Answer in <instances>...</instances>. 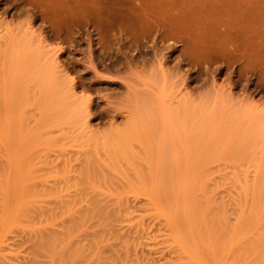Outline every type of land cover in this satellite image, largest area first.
Listing matches in <instances>:
<instances>
[{
	"label": "rangeland",
	"instance_id": "rangeland-1",
	"mask_svg": "<svg viewBox=\"0 0 264 264\" xmlns=\"http://www.w3.org/2000/svg\"><path fill=\"white\" fill-rule=\"evenodd\" d=\"M140 1L183 14L157 22L136 10L130 29L115 12L98 23L86 10L81 26L52 33L17 0H0V33L9 25L24 38L30 21L41 41L0 46V264L31 262L35 238L66 231L65 204L80 198L83 210L86 194L106 219H89L66 243L88 255L97 237L103 264H243L264 231V0ZM36 47L44 60L34 65ZM48 79L66 97L62 112ZM160 93L180 114L173 131H186L168 151L138 108L149 97L158 118Z\"/></svg>",
	"mask_w": 264,
	"mask_h": 264
},
{
	"label": "bare ground",
	"instance_id": "bare-ground-1",
	"mask_svg": "<svg viewBox=\"0 0 264 264\" xmlns=\"http://www.w3.org/2000/svg\"><path fill=\"white\" fill-rule=\"evenodd\" d=\"M21 5H23V6H26L27 8H28V11L30 10V11H33V12H35L36 14H37V18H39L40 19V21H41V24H44L45 25V27L46 28H48L52 33L55 31V32H57V31H61V30H59V29H61L64 25H66L67 26V24H72L73 22L72 21H74V23L73 24H75L76 26H81V25H77L79 22H80V19L82 18V17H84V13H85V11L87 10H90L91 11V15H95L93 18H95L96 20V22H101L102 23V20H104V19H102V15H104V13L105 12H108V13H113L114 14V12L115 13H117V14H114V16L116 17V15H118V23H120V24H122V25H124V24H126L130 29H133V28H131L132 27V22H133V19H134V12L137 10H139V12L140 13H142L143 14V17H144V20H146V18H147V16H150V18L153 20V19H155L154 21H160V20H162V21H164L163 19H162V15H163V18L165 17L164 16V14L166 15L167 14V11L165 10V12L166 13H161V8H160V6L162 5L161 3H163V2H161V3H159V4H161V5H159V7H158V4L155 6L156 7V9H157V11L156 10H154L153 11V9L152 8H155L154 6L151 8L152 9V11L150 10H147L146 8H149L148 6L147 7H145V5H144V7H142V4H141V1L140 0H17ZM158 1H160V0H158ZM157 1V2H158ZM163 1V0H162ZM205 1V0H204ZM207 1V0H206ZM223 1H225V0H223ZM222 1V2H223ZM230 1V0H229ZM14 2V1H13ZM152 2V1H151ZM227 2V1H226ZM16 3V2H15ZM18 3V5H20ZM147 3V2H146ZM148 3H150V2H148ZM215 3V2H214ZM220 3V2H219ZM231 3V2H230ZM151 4V3H150ZM149 4V5H150ZM153 4V3H152ZM155 4V3H154ZM222 4H224V3H222ZM226 4V3H225ZM237 4V3H236ZM17 5V6H18ZM168 5V4H167ZM228 5V4H227ZM171 6V5H170ZM212 6V5H211ZM221 6V5H220ZM151 7V6H150ZM187 7V6H186ZM213 7V6H212ZM167 8V7H166ZM171 8H173V5H172V7ZM170 8V9H171ZM179 8V7H178ZM183 8V7H182ZM185 8V7H184ZM183 8V9H184ZM191 9H192V7H190ZM215 8H216V5H215ZM219 8V7H218ZM217 8V9H218ZM220 8H222V7H220ZM225 8V7H224ZM150 9V8H149ZM169 9V11H168V14L170 13L171 14V10ZM226 9V8H225ZM172 10H175L174 8L172 9ZM178 10V9H177ZM90 11H88V13L90 12ZM163 11H164V8H163ZM179 11V10H178ZM182 11V10H181ZM193 11V10H192ZM225 11V10H224ZM174 12V11H173ZM173 12H172V14H173ZM177 12V11H176ZM184 12V11H183ZM182 13V12H181ZM180 13V14H181ZM224 13V12H223ZM227 13V12H226ZM139 14V13H138ZM167 14V15H168ZM169 14V15H170ZM171 14V15H172ZM177 15H178V12L176 13ZM179 14V16H181ZM183 14V13H182ZM222 14V13H221ZM229 14V13H228ZM32 15V14H31ZM110 15V14H109ZM136 15H137V12H136ZM141 15V14H140ZM168 15V16H169ZM177 15H175V14H173V16H176V17H179V16H177ZM227 15V14H226ZM30 16V15H29ZM137 16H139V15H137ZM88 17V16H87ZM105 17H109V16H107V13H106V16ZM111 17V16H110ZM136 17V16H135ZM170 17V16H169ZM168 17V19H170V21H171V19L173 18L172 16V18L170 17L169 18ZM176 17H175V19L174 20H176ZM117 18V17H116ZM138 18V17H137ZM139 18H141L140 16H139ZM183 18V17H182ZM223 18V17H222ZM221 18V19H222ZM148 19V18H147ZM165 19V18H164ZM82 20V19H81ZM92 20V19H91ZM109 20H110V18H109ZM113 20H115V19H113ZM137 20V19H136ZM138 20H140V19H138ZM151 20V21H152ZM183 20H185V19H183ZM226 20H228V19H226ZM89 21V20H88ZM94 21V22H95ZM106 21V20H105ZM153 21V22H154ZM157 21V22H158ZM178 21V20H177ZM176 21V22H177ZM222 21V20H221ZM70 22V23H69ZM72 22V23H71ZM141 22V21H140ZM149 22V21H148ZM147 22V23H148ZM152 22V23H153ZM189 22V21H188ZM223 22H224V20H223ZM226 22V21H225ZM32 23V22H31ZM111 23V22H110ZM114 23V22H113ZM115 23H116V20H115ZM138 23V22H137ZM144 23V22H143ZM142 23V24H143ZM151 23V22H150ZM155 23V22H154ZM162 23V22H161ZM108 25H109V23H107ZM140 24V23H139ZM158 24V23H157ZM159 24H160V22H159ZM102 25V24H101ZM106 25V24H105ZM114 25V24H113ZM135 25V24H134ZM65 26V27H66ZM71 26V25H70ZM74 26V25H73ZM141 26V25H140ZM231 26V25H230ZM9 25L6 27H4V33H2V31H1V33H0V46L2 45V43L3 42H6V40L8 39L11 43H12V50L13 49H17V51H18V49H22V50H24V51H26V48H27V46H29V44L31 43V41H33V40H35V39H37L38 37H39V34H36V30H34L33 29V27L31 26V24H30V21H28L27 22V27H26V29H25V31H24V33H25V37L23 38L22 36H20V37H17L18 35H12L13 33H12V31L14 30L13 28H11V27H9ZM68 27V26H67ZM126 27V26H125ZM134 27V26H133ZM162 27V26H161ZM173 27V26H172ZM11 28V29H10ZM64 28V27H63ZM127 28V27H126ZM135 28V27H134ZM138 28V27H137ZM140 28V27H139ZM160 28V27H159ZM171 28V27H170ZM228 28V27H227ZM21 29V28H20ZM68 29V28H67ZM67 29H65V30H67ZM163 29V28H162ZM128 30V29H127ZM226 30V29H225ZM229 30V29H228ZM69 31V30H68ZM134 31V30H133ZM158 31V30H157ZM161 31V30H160ZM172 31V30H171ZM130 32V31H129ZM159 32V31H158ZM15 33V32H14ZM20 33V32H19ZM132 33V32H131ZM177 33V32H176ZM18 34V33H17ZM21 34H22V32H21ZM193 34V33H192ZM177 36V35H176ZM22 37V38H21ZM18 38H21V39H18ZM38 40L40 41V39L38 38ZM41 40H43V39H41ZM195 40V39H194ZM36 42H37V40H35ZM34 41V42H35ZM37 42L38 44L41 42ZM8 42V41H7ZM7 42H6V45H7V47H8V44H7ZM189 42V41H188ZM192 41L190 40V43H191ZM33 43V42H32ZM187 43V42H186ZM41 44V43H40ZM5 45V46H6ZM195 45H196V41H195ZM194 45V46H195ZM20 46H22V47H20ZM37 46V45H36ZM40 46V45H39ZM44 46V45H43ZM43 46H41V47H43ZM46 46V45H45ZM8 47V48H9ZM24 47V48H23ZM47 47V46H46ZM1 48V47H0ZM30 48V47H29ZM34 48V47H33ZM48 48H50V47H48ZM6 49V48H5ZM32 49V48H31ZM31 49L29 50V56H28V58H31V61H32V63H33V60H35L34 62L35 63H33L34 65L36 64V63H38V61H39V59L41 60V58H44V57H42L41 55H42V53L41 52H43V51H41V50H39L40 48L38 47V49H37V47L34 49V52H33V50L31 51ZM45 49V48H44ZM52 49V48H51ZM1 50V49H0ZM31 51V52H30ZM51 50H49V52H50ZM234 51V50H233ZM256 51V50H255ZM3 52H4V50H3ZM47 52V51H46ZM1 53V52H0ZM55 53V52H54ZM53 53V54H54ZM256 53V52H255ZM31 54V55H30ZM257 54V53H256ZM51 55V54H50ZM49 55V56H50ZM53 57V56H52ZM23 57H21V59H22ZM55 59H56V57H55ZM44 60V59H43ZM43 60H41V61H43ZM54 60V59H53ZM22 61V60H21ZM40 61V62H41ZM24 62V61H23ZM48 62V61H47ZM54 64H56V62L55 61H49V63H47L45 66L47 67H45L44 69H47V70H49V71H51L52 72V70L54 69L52 66H53V63ZM50 63H52V66H51V64ZM161 63V62H160ZM20 64V63H19ZM49 64H50V66H49ZM43 65V66H44ZM49 68H53L52 70L51 69H49ZM57 68H59V67H57ZM55 70V69H54ZM47 72V71H45L46 73H50V72ZM55 72V71H54ZM56 73L58 74V69H57V71H56ZM55 74V73H54ZM47 75V74H46ZM50 75H52V78H53V73H50ZM49 75V76H50ZM48 76V75H47ZM49 76L47 77V78H49ZM51 77V76H50ZM62 77V76H61ZM57 78V77H56ZM55 80V79H54ZM67 80H70V79H68L67 78ZM52 82H53V80H52ZM56 82V81H55ZM51 83V80L50 79H48L47 81H46V85H49L50 87H51V85L53 84H55L56 85V83ZM69 82V81H68ZM44 83H45V80H44ZM50 83V84H49ZM66 83H67V81H66ZM70 83V82H69ZM68 83V84H69ZM52 85V87H51V89H50V87L49 86H47L48 87V92H49V94L52 92V91H54V92H52V94H50L49 95V99H51V101L53 102V101H55V97H56V101L57 102H54V105H56L57 103H61L62 105H64V102H65V100L64 99H66V97L65 96H63L64 94H62L61 92V94L59 93V95H58V90H57V88L59 89V87H57V86H53ZM57 87V88H56ZM54 88V89H53ZM57 92H56V91ZM60 90V89H59ZM51 91V92H50ZM61 91V90H60ZM161 92V91H160ZM55 93H57V95L58 96H55L54 97V94ZM165 93V92H164ZM164 93H160L161 94V96L159 95V97H158V100H157V98H156V102H154V104L156 103V113H158L157 115V117L158 118H155L154 116H152V115H154V111L155 110H153V109H151V99L149 98V97H145V98H143L142 99V101L140 102V106H138V108H139V110H141V112H143V113H145V115H147L146 117H145V123L143 122H140V123H142V125H143V130H145V131H148V130H150L151 129V127H153V126H160V128H161V133L163 134V136H164V139L162 140L163 141V146L164 147H166V151H168L170 148L171 149H173L174 148V146H176V145H179L180 143H181V141H180V139H179V137H181V135H182V133L183 134H185L186 135V131L185 132H182V131H184V130H181V134H180V136L179 135H177L178 133H176V130L178 129H176L175 128V125H177L178 123V121H179V119H178V117L177 116H179L178 115V111L176 110V112H177V115H176V113H174V115H172L173 114V111H171V110H174V109H171V108H169V107H167L165 104L167 103L166 102V99L164 100L163 98H164V96H163V94ZM52 95H53V97H54V99H53V97H52ZM56 95V94H55ZM60 95H62V96H60ZM162 96H163V98H162ZM51 97V98H50ZM59 97V98H58ZM166 97V96H165ZM90 98V97H89ZM89 98H86V103H88V105L86 104V108H88L89 109V105H90V102H91V99H89ZM64 100V101H63ZM153 102V101H152ZM166 102V103H165ZM56 105L55 106V108H56V110L57 111H60V109H61V112H62V110H65V108L64 109H62L63 107H65V105L64 106H61V105ZM168 105V104H167ZM59 106V107H58ZM165 106H166V108H165ZM58 107V108H57ZM61 107V108H60ZM154 107V105L152 106V108ZM83 109H85V106H84V108ZM87 109V110H88ZM165 109H169L168 110V112H166L167 110H165ZM86 110V109H85ZM85 110H83V112H85ZM86 110V112L88 113L89 111H87ZM86 112L84 113V114H86ZM152 112H153V114H152ZM168 113V114H167ZM169 114H170V117H169ZM172 115V116H171ZM86 116H89L88 114L87 115H85V117ZM154 117V118H150V117ZM176 117V119H175V117ZM171 117H174V118H172L171 119ZM180 117V116H179ZM174 119V121L177 123V124H173V122H172V120ZM178 119V120H177ZM177 120V121H176ZM171 124H173L172 126H171ZM146 127V129H145V127ZM142 127V126H141ZM172 128H174V129H176V130H174L173 131V129ZM179 130V129H178ZM176 133V134H175ZM179 133H180V131H179ZM173 134H175V135H173ZM166 135H168V136H166ZM173 135V137L174 136H176V139H174L173 137H171ZM162 136V137H163ZM187 136H189V135H187ZM187 136H185V138H184V140L186 139L187 140V142H186V140H185V142H186V144H190L189 142H191V139L194 137H192L191 139H190V137H187ZM191 136V135H190ZM165 137H167V138H165ZM170 137V138H169ZM161 138V137H160ZM197 138H199V137H197ZM190 139V141H188ZM194 139V138H193ZM196 140V136H195V139H194V141ZM180 141V142H179ZM199 141V140H198ZM176 142H178L179 144H176ZM197 142V140L195 141V142H193V144H191V145H195L194 143H196ZM176 144V145H175ZM177 147V146H176ZM170 149V150H171ZM66 163V162H65ZM67 164H68V162H67ZM87 164V163H86ZM88 164H90V163H88ZM96 168L95 167H92V170L94 171V172H92V173H94V175H96V176H98L100 173H97L96 172V170H95ZM103 175V174H102ZM100 176V175H99ZM102 179H103V177L102 176H100ZM105 177V176H104ZM105 179V178H104ZM110 185H111V183H109ZM108 184V185H109ZM82 191V190H81ZM77 192V191H76ZM75 192V193H76ZM79 193H80V191H79ZM82 193H84V192H82ZM82 193H80V194H82ZM84 194H86V193H84ZM72 195H74V193L72 194ZM89 195V194H88ZM93 194H90V196H87V194L86 195H84L83 196V194L81 195V198H82V196H83V198H86L87 200H88V198L90 199L89 200V202L88 203H90L89 204V206L87 207V208H84L83 207V210H81L82 209V207H81V209L79 208V204H77V205H75L76 203H78V201H79V199H78V201H74L75 203H73V201L72 202H70V203H73V204H65V212H67V211H69L68 213L73 217V216H75V217H71L70 215H69V222H67V226L65 227L66 228V231H64V232H58L57 231V233H55L54 231H52L51 233L49 232L47 235H42L43 237H41V236H39V238L38 237H36V236H34V238H35V241H34V244H33V249H31L32 251H33V258H31L32 259V261H31V259H30V261L31 262H29L28 264H40V262L39 261H37V257H39V255H43L44 257H46L47 259H48V262L46 263V264H103V263H105V262H103L102 263V261H104V260H102V258L100 259V256L101 255H99V250L97 249V245H98V243H97V235L98 234H96L95 235V237H96V240L94 241V243H92L93 244V246L95 247L94 248V252L92 253V254H88V255H86V254H84V252H83V249H80V248H78L77 246L74 248L73 247V245H69V247H67V243H66V240H70L69 239V237H71L73 234H74V232H80L79 231V229H81V227H83L84 226V224H87V222L89 221V219H92V218H94V219H96L95 217L97 216V218H99V221L101 222H104L103 220L104 219H106V217H105V215H104V213L105 214H107L106 213V211L105 210H102V208L99 206V204H98V202L99 201H97V199L95 198V196L93 195ZM75 197V196H74ZM78 197V196H77ZM80 197V196H79ZM68 198H70V196L68 197ZM71 198H73V196L71 197ZM74 199V198H73ZM77 199V198H76ZM81 200V199H80ZM84 200V199H83ZM66 201L68 202V200L66 199ZM69 201H71V199L69 200ZM79 202H81V201H79ZM61 203H65V202H61ZM85 203V202H84ZM83 203V204H84ZM82 204V203H81ZM70 205V206H69ZM102 205V204H101ZM59 206H61V204L59 205ZM75 206H76V208H75ZM87 206V205H86ZM79 208V210H78V208ZM60 208V207H59ZM105 208V207H104ZM55 209V208H54ZM57 209V208H56ZM60 209H63L62 207L60 208ZM108 209V208H107ZM39 210V215H40V213L41 212H43V211H41L40 212V209H38ZM37 210V211H38ZM64 210V209H63ZM74 210V211H73ZM46 211V210H45ZM103 211H105L104 213H103ZM51 211H47V214L48 213H50ZM60 212H62V211H60ZM64 212V213H65ZM76 213H77V215H76ZM44 214H45V212H44ZM46 214V215H47ZM66 214V213H65ZM74 214V215H73ZM110 214V213H109ZM108 214V215H109ZM53 215H54V213H53ZM52 215V213H50V216L49 215H47V217L49 216L50 217V219L52 218L53 219V216ZM56 215V214H55ZM64 215V214H63ZM45 216V215H44ZM53 216V217H52ZM110 216V215H109ZM59 218V217H58ZM57 218V219H58ZM67 218V217H66ZM110 219V218H109ZM56 221V219H53V221ZM62 220H64V219H62ZM98 220V219H97ZM52 221V220H51ZM52 221V222H53ZM65 221V220H64ZM67 221H68V218H67ZM87 221V222H86ZM66 222V221H65ZM86 222V223H85ZM102 222H101V224H102ZM64 223V222H63ZM61 224V223H60ZM95 224V223H94ZM99 224V223H98ZM55 225V224H54ZM56 226H57V224H56ZM59 226V225H58ZM61 226H62V224H61ZM86 226V225H85ZM84 226V228H86ZM91 226H92V224H91ZM96 226V225H95ZM102 226V225H101ZM106 226H108L107 224L105 225V227ZM211 226L213 227L214 226V222H213V224H212V222H211ZM89 227V226H88ZM64 228V229H65ZM97 228V227H96ZM98 228H102V227H98ZM61 229H63V228H61ZM89 229H90V227H89ZM57 230V229H56ZM78 230V231H77ZM83 230V229H82ZM50 231H51V229H50ZM99 231V230H98ZM104 231V230H103ZM95 232H97V231H95ZM102 232V231H101ZM99 234H102V236H103V233H100V232H98ZM40 234V233H39ZM78 234V233H77ZM95 234V233H94ZM75 235V234H74ZM112 235V234H111ZM37 236H38V234H37ZM88 236V235H87ZM86 236V237H87ZM94 236V235H93ZM99 236V235H98ZM33 237V236H32ZM89 237H90V235H89ZM74 238V237H73ZM76 238V237H75ZM83 238H85V237H83ZM91 238V237H90ZM100 238V237H99ZM30 239V238H29ZM93 240H94V238H92ZM92 240V241H93ZM30 241V240H29ZM91 240H89V242H92ZM77 241L75 240V243H76ZM102 243V242H101ZM81 244V243H80ZM89 245H91V244H89ZM75 246V245H74ZM87 246V245H86ZM92 246V247H93ZM16 247H17V245H16ZM62 247V250L60 249ZM82 247H83V245H82ZM89 247V246H88ZM92 247H90V248H92ZM87 248V247H86ZM90 248H89V250H90ZM85 249V248H84ZM88 250V249H87ZM244 250H245V252H244V254H243V257H242V260H243V264H264V231L262 232V233H260L259 234V236H257V238L255 239V240H252V241H250V243H248L246 246H245V248H244ZM92 252V251H91ZM86 253V252H85ZM101 254V253H100ZM104 259V258H103ZM29 261V260H28ZM90 262H92V263H90ZM25 263H26V261H25ZM108 263V262H107Z\"/></svg>",
	"mask_w": 264,
	"mask_h": 264
}]
</instances>
